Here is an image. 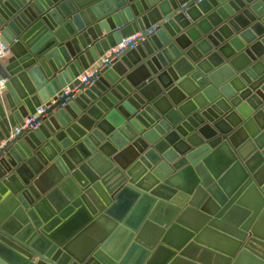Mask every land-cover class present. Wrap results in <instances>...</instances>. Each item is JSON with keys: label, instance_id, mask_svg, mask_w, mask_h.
Wrapping results in <instances>:
<instances>
[{"label": "clouds", "instance_id": "9594fccd", "mask_svg": "<svg viewBox=\"0 0 264 264\" xmlns=\"http://www.w3.org/2000/svg\"><path fill=\"white\" fill-rule=\"evenodd\" d=\"M207 8L0 0V264H151L181 222L196 235L178 247L215 250L202 264H264V0ZM76 205L90 223L69 258L50 217Z\"/></svg>", "mask_w": 264, "mask_h": 264}, {"label": "water", "instance_id": "95a60500", "mask_svg": "<svg viewBox=\"0 0 264 264\" xmlns=\"http://www.w3.org/2000/svg\"><path fill=\"white\" fill-rule=\"evenodd\" d=\"M15 2V0H13ZM175 6V5H174ZM212 7H214V0H208V8L206 9L207 11L211 12ZM12 11H15L13 8ZM25 11H30V10H25ZM198 14V13H195ZM212 19V25L215 27L218 24H222V21L218 17H211ZM237 22L240 23V25L243 27L247 21L241 16L237 17ZM257 30L258 31H264V28L261 26L257 25ZM235 28L234 24H229L225 25L222 28V31L225 34H229L233 29ZM210 31V29H209ZM227 38L225 35L224 37H221L220 33H217L215 36H209V40L212 41V43L215 45L217 42H219L220 47L222 49V54H227V52L230 51V49H227L224 44V40ZM77 43H80V41H77ZM68 53L75 54L73 50V46L71 44H66L65 45ZM249 57H253L255 55H259L255 51V48L251 49H246ZM144 75L143 71L138 72L134 79H139ZM165 78H168L170 76L169 74H164ZM129 83H132V80L129 81ZM69 89H71V86H67ZM153 90H155V85L153 86ZM253 92H255V89H252ZM71 94V92H69ZM175 95H179L176 93ZM55 104V101H54ZM4 106L0 105V109H2ZM25 117H27V114L25 113ZM40 117L38 118L39 121ZM124 159H127V154L125 155ZM225 161V156L223 153L218 154L214 160L211 162L212 165L216 168H220L221 165L224 164ZM209 172L212 174L213 177L217 175L216 172L212 171V168H209ZM51 179L50 176L45 177L42 181V183L47 184L49 180ZM131 198L130 193H124L122 194V202H127L128 199ZM123 204L121 205V207ZM201 211L204 213L205 216L208 215H214L209 211V208H202ZM74 213H78L75 214ZM88 215L89 212L87 211H82L81 210V205H76L74 209L69 210L66 213V216L62 217L63 223H59V221L56 218H51V224L50 228L55 231V239L57 242L63 240L64 244H59L58 247L60 248L61 252L71 258L72 253L69 252L68 248L66 247L67 241L72 238L73 235H75L78 231H80L86 224L90 223L88 220ZM216 228V226H213ZM181 229H184V235H187L188 240H191L195 235V229L190 228L186 226L183 222L179 224L178 227L173 229L172 235L169 237L165 238L163 240V243H161L158 247V249L153 253V259L151 261V264H169V262H175L177 261V264H202L203 260L207 259L209 254L213 251H215L212 248H209L207 251L202 253V255L198 258L196 253L198 251L195 246H191L190 249L184 250V246L180 245L179 247L177 246V242L175 241V235L176 233H179ZM216 230H220L219 228H216ZM100 231V227L96 226L93 228L92 232L93 233H98ZM90 235H85L84 237L81 238L80 242L78 243L77 247H86L88 244L91 243L90 240ZM147 235L149 238L155 237V230L153 229H148L147 230ZM187 243V241H185ZM59 254V253H58Z\"/></svg>", "mask_w": 264, "mask_h": 264}, {"label": "built area", "instance_id": "2783aa9c", "mask_svg": "<svg viewBox=\"0 0 264 264\" xmlns=\"http://www.w3.org/2000/svg\"><path fill=\"white\" fill-rule=\"evenodd\" d=\"M66 91L69 93V92H71L72 91V89H69L68 87H66ZM54 103V102H53ZM38 118H39V116H36V120L38 121ZM29 121V118H28V116L27 117H25V122L27 123Z\"/></svg>", "mask_w": 264, "mask_h": 264}]
</instances>
